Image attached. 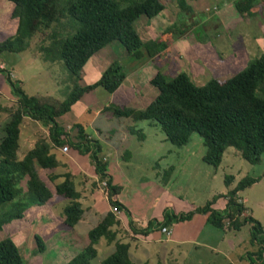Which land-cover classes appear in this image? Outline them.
Masks as SVG:
<instances>
[{
	"label": "trees",
	"instance_id": "1",
	"mask_svg": "<svg viewBox=\"0 0 264 264\" xmlns=\"http://www.w3.org/2000/svg\"><path fill=\"white\" fill-rule=\"evenodd\" d=\"M6 1L13 6L12 16L17 18V24L14 34L0 42V55L4 52H23L32 37L42 35L41 41L46 42L39 47L43 61H60L71 78L72 86L62 101L53 103L47 97L27 96L11 81L4 68H0L14 101L9 108L0 107V111L7 113L0 136V207H4L0 211V230L10 222L20 220L28 208L47 204L53 195L62 198L59 202L62 224L68 228L77 225L83 214L78 201L79 193L69 172L55 171L60 164L55 151L62 148L87 156L97 180L106 183L108 205L119 212L125 211L115 199L120 187L111 184L107 161L102 156L99 142L91 138L81 124L70 127L74 132L71 138L56 119L95 88L100 87L112 94L123 82L126 74L120 65L113 62L94 82L77 84L89 58L109 43L117 42L126 55L136 58L141 57V51L151 58L165 49L161 40L141 42L133 29L138 17L150 20L157 16L163 10L162 3L160 0H132L120 6L117 0ZM177 3L179 7H184L182 0ZM253 4L254 0H236L233 8L240 15L249 14ZM46 31L49 32L45 34ZM148 84L156 90V95L143 108L113 104L104 106L101 111L133 123H155L165 140L176 147L185 146L190 135L197 134L204 148L201 161L212 168L219 166L224 150L229 147L237 151L246 163L254 165L259 162L264 151V53L224 81L210 79L202 86H195L185 73H178L171 79L155 73ZM24 118L45 128L47 134L37 138L32 147L19 157L20 127ZM126 130L137 141H143L139 130L133 127ZM122 158L128 159L129 153L124 152ZM37 169L48 172L46 177L52 184L53 192L39 177ZM169 171L164 170L163 177L167 178ZM260 178H264V170L260 177L241 178L222 196L226 202L221 211L211 208L216 196L202 207L185 214L173 215L165 210L162 222H149L140 233L145 235L151 228L189 220L195 213L205 214L206 223L215 229L238 231L248 225V243L255 245L256 251L247 254L246 260L249 264H264L262 227L251 216H241L245 209L237 196ZM231 180L227 177L225 185L228 186ZM22 182L24 188L21 187ZM117 224L114 214L107 211L87 231L86 244L64 264H91L96 257L95 245L100 239L106 243L113 242L116 232L112 227ZM33 238L36 252L42 253L45 248L43 241L37 235ZM0 264H24L11 239L0 241ZM99 264H133L128 256V244L115 241L113 252Z\"/></svg>",
	"mask_w": 264,
	"mask_h": 264
},
{
	"label": "rangeland",
	"instance_id": "2",
	"mask_svg": "<svg viewBox=\"0 0 264 264\" xmlns=\"http://www.w3.org/2000/svg\"><path fill=\"white\" fill-rule=\"evenodd\" d=\"M117 1L120 6H125L132 0ZM182 1L184 7L178 6V0H160L163 10L157 16L150 20L140 16L133 23V29L141 42L161 40L165 43L164 50L151 58L141 51V57L136 58L126 55L117 42L109 43L89 58L80 72L77 84L94 82L113 62L120 65L126 74L123 82L112 94L106 93L100 87L95 88L83 95L67 113L56 119L57 124L66 127L65 129L74 124H81L87 134L99 142L102 156L107 161V171L112 179L118 180L117 183L122 188V201L136 204L135 196L138 194L137 196H142L148 203L146 213H151L153 208H156L158 198L143 189L142 183L151 179L155 182L154 176L160 185L164 182L170 183L169 188L174 192L179 190L188 201L201 206L203 200L209 198L212 193L226 191L232 187V184L225 185L227 177L235 180L236 184L245 176L260 177L264 170V151L259 162L251 165L229 147L224 150L219 166L212 168L201 161L204 148L197 134L192 133L185 146L176 147L165 140L155 123H133L129 119L116 118L110 112L101 111L104 106L113 104L143 108L156 95V90L148 84V80L155 73H160L165 79L185 73L195 86H202L210 79H228L241 71L249 61L264 53V0H254L252 11L241 15L233 8L236 0ZM12 10L10 2L0 0V42L14 34L17 18L12 16ZM41 38L42 35L32 37L23 52L2 53L0 62L3 66L0 68L4 67L11 81L27 96L47 97L50 102L57 103L62 101L71 89L72 81L60 61H43L39 47L46 42L43 43ZM13 103L4 74L0 73V107L9 108ZM6 121L7 113L0 111V136ZM127 127L139 130L144 137L143 141H137L135 136L128 134ZM46 134L45 128L24 118L20 127L18 156L21 157L37 138L45 137ZM55 152L60 162L55 171L70 172L72 178L77 181L76 187L86 194L85 200L82 201L84 213L75 227L64 226L58 213L62 198L53 195L47 204L30 207L20 220L3 226L0 230V241L11 239L24 264H64L86 244L85 232L94 227V223L100 219V212L90 217L88 207H96L97 211H101L105 206V197L97 185L91 190L93 194L89 193V186L88 189L83 185L82 179L90 180L92 177V171L88 173L89 177L85 174L86 168L90 170L88 158L82 164L83 167L79 168L77 161L69 162V157L74 156L71 150L62 148ZM124 152L129 153L128 159L122 158ZM167 166L177 167L175 172H169V177L165 178L162 172ZM37 172L53 192L52 184L46 177L48 172L38 169ZM21 187L24 188L23 182ZM239 196L246 199L245 207L260 223L264 237V178H260L256 185L252 184L242 190ZM89 199L93 203L95 201V205H90L87 202ZM3 208L0 207V211ZM105 208L108 209V205ZM211 229L224 235L221 229ZM248 232L249 227L246 225L239 233L234 234L236 239H242L244 242L232 252L225 253L227 246L221 244L220 248L224 249L226 258L221 255L222 251L214 260L210 256L207 263L211 264L213 260L225 261L226 264H249L244 257L245 253L255 252L256 246L249 245ZM34 235L39 236L44 243L42 253L36 252ZM231 235L227 233L224 241ZM164 237L168 238L166 235ZM209 239L214 240V237ZM137 244L138 247L146 248L144 242ZM95 248L96 257L91 260V264H99L114 250L113 245L106 248L103 241H99ZM240 255L242 259L238 262ZM130 257L134 259L132 255ZM150 259L148 256V263Z\"/></svg>",
	"mask_w": 264,
	"mask_h": 264
},
{
	"label": "crops",
	"instance_id": "3",
	"mask_svg": "<svg viewBox=\"0 0 264 264\" xmlns=\"http://www.w3.org/2000/svg\"><path fill=\"white\" fill-rule=\"evenodd\" d=\"M1 65L2 63L0 62V66ZM29 121L33 123V121L31 120ZM63 128L65 129L66 127ZM66 130L68 132L71 131L70 127H68ZM69 135L71 138H73L74 132L69 133ZM32 145L29 147V149L32 147ZM71 151L73 152L74 156L69 157V162L73 163L74 161H77L78 163L76 164H79V166L77 167L79 168L80 166L83 167L82 164L87 160V156L79 155L74 150ZM89 167L90 170L87 168L85 169V174L88 176V173H91L90 171H92L93 178L90 176L91 177L90 180L82 179V182L83 185H85V188L89 189L90 187L89 189V193H90L92 189H95L96 187L95 185L98 186L97 184L98 180L96 179L97 177L93 173L92 167L91 166ZM176 167L177 166H174L175 168L174 169L173 166H167L165 170H170L169 172L172 174L173 171L175 172ZM179 167H183V166H179ZM205 174H207V172ZM107 175L109 176L112 185L120 187V191L118 195L115 196V199L120 204H122L125 211H120L117 215L114 214L115 219L118 222L117 225H114L112 227L113 230L116 232L114 241L111 243H106L104 239H100L99 241H103L106 248H110L111 245L114 246L115 241L127 243L128 256L133 264H209L207 263V260L210 256L214 260L217 254H221L222 251L224 250L220 248L221 244H225L227 246V249H225V253H227L228 251L232 252L235 247H239L244 242L242 239H236V236H234V234L239 233L241 229L246 225L241 227L238 231H232L223 228L221 229V231L224 233V235L218 234L217 231L211 229L213 227H211L206 223V215L203 214L202 216H200V214L197 213L193 214L189 220L182 222H175L174 224L171 223L170 225L166 226L165 228L170 230V235L168 236V238L164 237V234L160 232V228L162 227L151 228L145 235L140 233L141 230L147 228L149 222H159V223L162 222L163 221L162 215L165 210H168L170 213L171 212L175 213L173 215L185 214L199 207H202L206 202L214 199V197L216 196L218 197L213 201L211 208L217 211H221L224 209L226 202L222 196L226 193L228 189L226 191L212 193V195L209 198L203 200V204L200 206L197 203L188 201L185 195H182L179 190H178L179 192L178 191L174 192L172 189H170L169 188L170 183L168 184L164 182V184L160 185L157 182L158 181L157 177L154 176L153 180L155 182H153L151 179L145 183H142L143 189H145L149 193H152L154 197L158 198L156 208H153V211L151 213L149 212L146 213L145 209H147L148 203L142 198V196H137L138 194L135 196V199L137 200L136 204L130 201H125V202L122 201L121 199L122 188L117 183L118 180L112 179L108 171H107ZM72 179L75 186V190L79 193L78 201L84 213V207L82 206V201L85 200L86 194L83 193V191H81L80 188L78 189L76 187L77 181H75V178ZM256 183H254V185H256ZM231 184L232 187H234L235 180L232 179L229 186H231ZM239 193L237 194L238 201L243 205L245 209L242 216H248V215L251 216L250 211H248L247 208L245 207L246 199L240 197ZM91 194L93 193L91 192ZM125 197L128 198L129 196H125ZM103 199L105 200V206H103L104 208L101 211H97L96 207H92V206L88 207L89 211L88 210L87 211L89 212L90 217L96 216L100 212L99 216L101 219L104 216V214L107 211H109V205L107 203V200L105 198ZM87 202L90 205L92 204L95 205L96 203L95 201L93 203L91 199H89ZM107 205H108V209L105 208ZM141 209H143V211H141ZM99 220L94 224H97ZM78 223H80V221ZM86 233L87 232H85V235ZM227 233L229 235L231 234L232 235L229 236V238H227V240L224 241V237ZM209 237L212 238L214 237V240L209 239ZM230 240L232 241L230 242ZM140 241L146 244V248L138 247L137 243ZM225 253L223 251L221 255L226 258V256H224ZM247 254L249 253H245L244 256L245 258ZM131 255L134 257V259L130 257ZM148 256L149 258H151L149 260V263H148ZM241 259H242V255L238 256L237 261L239 262ZM213 260L211 264H226L225 261L217 262Z\"/></svg>",
	"mask_w": 264,
	"mask_h": 264
},
{
	"label": "built area",
	"instance_id": "4",
	"mask_svg": "<svg viewBox=\"0 0 264 264\" xmlns=\"http://www.w3.org/2000/svg\"><path fill=\"white\" fill-rule=\"evenodd\" d=\"M98 184V187L101 189L102 191V194L104 195L105 199L107 197V190H106V183L105 181H98L97 182ZM109 211L112 212L113 214L117 215L119 213V211L115 208V207H111L109 206ZM243 214V213H242ZM241 214V216H242ZM160 232L166 236H169L170 235V230L165 228V227H162L160 228Z\"/></svg>",
	"mask_w": 264,
	"mask_h": 264
}]
</instances>
